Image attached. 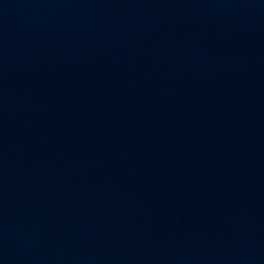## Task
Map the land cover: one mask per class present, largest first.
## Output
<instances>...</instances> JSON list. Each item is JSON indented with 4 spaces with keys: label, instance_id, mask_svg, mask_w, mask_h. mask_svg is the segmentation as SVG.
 Returning a JSON list of instances; mask_svg holds the SVG:
<instances>
[{
    "label": "water",
    "instance_id": "obj_1",
    "mask_svg": "<svg viewBox=\"0 0 264 264\" xmlns=\"http://www.w3.org/2000/svg\"><path fill=\"white\" fill-rule=\"evenodd\" d=\"M0 264H264V0H0Z\"/></svg>",
    "mask_w": 264,
    "mask_h": 264
}]
</instances>
